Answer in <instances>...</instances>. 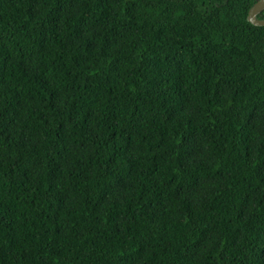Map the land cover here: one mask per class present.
<instances>
[{
  "label": "trees",
  "instance_id": "1",
  "mask_svg": "<svg viewBox=\"0 0 264 264\" xmlns=\"http://www.w3.org/2000/svg\"><path fill=\"white\" fill-rule=\"evenodd\" d=\"M255 1L0 0V264H264Z\"/></svg>",
  "mask_w": 264,
  "mask_h": 264
},
{
  "label": "water",
  "instance_id": "2",
  "mask_svg": "<svg viewBox=\"0 0 264 264\" xmlns=\"http://www.w3.org/2000/svg\"><path fill=\"white\" fill-rule=\"evenodd\" d=\"M264 10V0H256L249 8L247 21L253 25L264 26V18L260 19L257 15Z\"/></svg>",
  "mask_w": 264,
  "mask_h": 264
}]
</instances>
